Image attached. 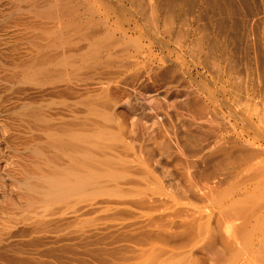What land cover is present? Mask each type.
Masks as SVG:
<instances>
[{"label":"rangeland","instance_id":"rangeland-1","mask_svg":"<svg viewBox=\"0 0 264 264\" xmlns=\"http://www.w3.org/2000/svg\"><path fill=\"white\" fill-rule=\"evenodd\" d=\"M262 229L264 0H0V264H256Z\"/></svg>","mask_w":264,"mask_h":264},{"label":"bare ground","instance_id":"bare-ground-1","mask_svg":"<svg viewBox=\"0 0 264 264\" xmlns=\"http://www.w3.org/2000/svg\"><path fill=\"white\" fill-rule=\"evenodd\" d=\"M40 115V114H39ZM61 146V145H60ZM62 150V149H61ZM75 174V173H74ZM76 177H78V176H76ZM75 177V178H76ZM62 178V177H61ZM60 178H58V179H56V181H49V180H47V181H49V182H47V184L49 185V187H48V185H47V188H49V190L47 191L48 192V194H49V198L51 197L50 195H55V194H58V195H60V194H62V192L65 190V188H66V190H67V187H69V184H70V186H76V185H79L78 184V179H75V180H73L72 178V181L70 182V181H67L68 179L65 177V179L66 180H59ZM53 180H55V179H53ZM65 181V182H64ZM45 187V186H44ZM76 189V188H75ZM45 191V190H44ZM46 192V193H47ZM54 193V194H53ZM47 194V195H48ZM46 195V194H45ZM57 196V195H56ZM55 196V197H56ZM46 197H48V196H46ZM59 197V196H58ZM255 245H256V264H264V229H262V230H259L258 231V233H257V237H256V242H255Z\"/></svg>","mask_w":264,"mask_h":264}]
</instances>
